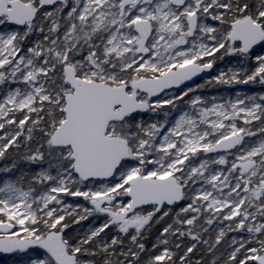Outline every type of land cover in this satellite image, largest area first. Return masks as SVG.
Listing matches in <instances>:
<instances>
[{
  "label": "snow or ice",
  "instance_id": "1",
  "mask_svg": "<svg viewBox=\"0 0 264 264\" xmlns=\"http://www.w3.org/2000/svg\"><path fill=\"white\" fill-rule=\"evenodd\" d=\"M257 46L264 0H0V253L264 264V94H197L264 87Z\"/></svg>",
  "mask_w": 264,
  "mask_h": 264
},
{
  "label": "rangeland",
  "instance_id": "2",
  "mask_svg": "<svg viewBox=\"0 0 264 264\" xmlns=\"http://www.w3.org/2000/svg\"><path fill=\"white\" fill-rule=\"evenodd\" d=\"M256 54H264V47H259L255 51H253V55ZM219 55V54H218ZM236 64V59L234 57H225L222 61H217V63L214 65V72L212 75L204 77L202 80L196 81L198 84H204L206 80L211 79L212 77L219 74V71L221 69L227 70L230 66H234ZM15 87V85H13ZM238 91L247 92L250 94H264V87L260 85H233L231 87L224 86V85H215V86H206L201 92L197 93L204 97H211V96H234V94ZM172 93L169 92V95ZM145 118L147 119V115H145ZM21 167H25V165H21ZM8 179V178H4ZM4 179L0 180L2 182ZM80 201H77L75 199H67V202L72 203H81L85 207H88L89 205L87 202L83 201L81 198H79ZM98 216H90L88 219L81 221L79 224H72L70 223V232L76 233L79 232L80 234H83L85 231H87L89 228L98 227L100 226L104 220L101 222ZM103 235V234H102ZM18 256V257H17ZM11 260H7L5 262H0V264H20V261L23 259L21 255H17Z\"/></svg>",
  "mask_w": 264,
  "mask_h": 264
},
{
  "label": "trees",
  "instance_id": "3",
  "mask_svg": "<svg viewBox=\"0 0 264 264\" xmlns=\"http://www.w3.org/2000/svg\"><path fill=\"white\" fill-rule=\"evenodd\" d=\"M5 163H9L8 161H0V167H3ZM19 173H12V174H0V180L4 179V178H12L14 179ZM67 199H75L77 201H80L79 198H72V197H68ZM69 223H71V218H68ZM159 228L155 231V229H153L152 234L150 235L149 239L146 241V243L150 246L153 242H154V238L155 236L158 234ZM231 235V234H230ZM18 257V256H17ZM22 257V256H21ZM23 258V257H22Z\"/></svg>",
  "mask_w": 264,
  "mask_h": 264
},
{
  "label": "water",
  "instance_id": "4",
  "mask_svg": "<svg viewBox=\"0 0 264 264\" xmlns=\"http://www.w3.org/2000/svg\"><path fill=\"white\" fill-rule=\"evenodd\" d=\"M259 47H261V46H257L256 48L253 49V51H255L256 49H258ZM214 69H215V68H214V66H213L212 69L207 70V71L204 72V73H201L200 76H198V77L195 78V81L201 80V79H203L204 77H207V76L212 75L213 72H214ZM189 83L191 84L192 82H189ZM7 255H8V254L0 253V256H7Z\"/></svg>",
  "mask_w": 264,
  "mask_h": 264
},
{
  "label": "flooded vegetation",
  "instance_id": "5",
  "mask_svg": "<svg viewBox=\"0 0 264 264\" xmlns=\"http://www.w3.org/2000/svg\"><path fill=\"white\" fill-rule=\"evenodd\" d=\"M202 80V79H201ZM199 81V80H198ZM196 82V81H195ZM99 218H101L100 220H101V222L104 220V219H106V217H104V216H102V215H100V216H98ZM158 228H160V226H157L156 228H154L155 229V231L158 229ZM109 231H111V230H109ZM18 254H8L7 256H0V262H5V261H7V260H11V259H13L15 256H17Z\"/></svg>",
  "mask_w": 264,
  "mask_h": 264
}]
</instances>
